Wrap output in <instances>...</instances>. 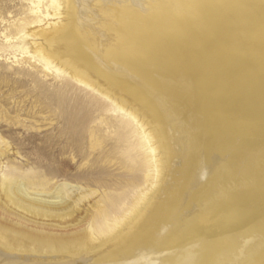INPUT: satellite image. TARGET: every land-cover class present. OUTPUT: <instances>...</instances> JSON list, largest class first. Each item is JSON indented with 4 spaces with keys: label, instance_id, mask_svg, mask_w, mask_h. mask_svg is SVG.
Returning <instances> with one entry per match:
<instances>
[{
    "label": "bare ground",
    "instance_id": "6f19581e",
    "mask_svg": "<svg viewBox=\"0 0 264 264\" xmlns=\"http://www.w3.org/2000/svg\"><path fill=\"white\" fill-rule=\"evenodd\" d=\"M27 1L15 47L103 100L131 177L74 230L82 188L7 162L0 264H264V0Z\"/></svg>",
    "mask_w": 264,
    "mask_h": 264
},
{
    "label": "rangeland",
    "instance_id": "374dc122",
    "mask_svg": "<svg viewBox=\"0 0 264 264\" xmlns=\"http://www.w3.org/2000/svg\"><path fill=\"white\" fill-rule=\"evenodd\" d=\"M27 6V0H0V138L8 144L0 172L11 162L23 171L45 174L53 183L67 181L81 187L71 195L89 197L80 200L71 219L68 215L55 220L59 219L57 223L64 226L76 224L80 219L82 222L78 221L74 230H83L96 215L92 205L97 195H90L87 190L115 195L119 183L130 179L131 175L113 153L118 137L112 129L107 130L102 120L107 115L103 100L54 67L47 69L39 59L33 58L32 52L25 54L15 47V25L28 18ZM5 37L10 38L11 43H7ZM37 43L48 48L45 38H37ZM55 64L62 66L57 61ZM93 131L103 140V144L94 149L91 148L95 141L91 138ZM106 155H110L111 160L106 162ZM99 180L104 181L105 188L96 184ZM0 212L1 224L19 221L2 207ZM38 219L52 221V218Z\"/></svg>",
    "mask_w": 264,
    "mask_h": 264
}]
</instances>
